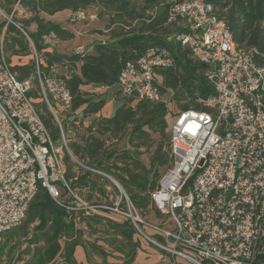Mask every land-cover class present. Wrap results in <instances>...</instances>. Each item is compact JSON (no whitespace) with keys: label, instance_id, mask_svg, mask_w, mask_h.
I'll return each instance as SVG.
<instances>
[{"label":"built area","instance_id":"built-area-1","mask_svg":"<svg viewBox=\"0 0 264 264\" xmlns=\"http://www.w3.org/2000/svg\"><path fill=\"white\" fill-rule=\"evenodd\" d=\"M87 16L82 9L74 12L72 20ZM167 23L174 28L168 39L188 48L206 66L214 94L198 99L201 108H172L173 93L162 92L157 73L175 65L166 46L148 49L120 74L117 86L124 96L161 101L168 109L172 161L151 193L155 216L143 214L110 174L87 167L73 155L52 107L55 103L69 108L72 103L66 81L56 69L42 74L34 51L41 95L60 129L57 140L30 96L34 78L20 80L0 57V244L4 234L24 220L43 187L60 205L67 189L76 202L67 209L75 214L99 213L129 221L136 236L164 257L192 264H264V65L256 61L255 49L235 42L224 20L205 0L171 6ZM44 43L56 48L60 40L47 35ZM86 50L78 46L74 52ZM56 141L61 144L56 146ZM65 151L85 169L109 178L117 192L106 202L82 199L66 177ZM74 222L79 224V217Z\"/></svg>","mask_w":264,"mask_h":264},{"label":"trees","instance_id":"trees-1","mask_svg":"<svg viewBox=\"0 0 264 264\" xmlns=\"http://www.w3.org/2000/svg\"><path fill=\"white\" fill-rule=\"evenodd\" d=\"M184 0H0V57L4 56L11 70L20 80L34 78L30 96L53 138L60 137V129L41 95L37 77L39 69L48 75L57 68L72 95L71 114L82 112L83 119L99 113L107 100L86 89L113 87L127 63L136 62L148 49L166 46L175 59V65L159 68L161 90L172 91V100L180 109L201 108L199 98L214 94V88L206 76V66L196 61L188 48L170 41L173 32L167 23L171 6ZM214 6L217 16L224 20L235 42L242 47L256 50V61L264 65V0H205ZM19 4L28 17L18 22L9 14H15ZM89 7L99 10L98 15H109L107 32L110 38L97 41L92 51L59 53L44 43V37L52 35L58 40H70L74 33L61 24L48 20L42 14L53 15L71 9L77 12ZM158 10L155 11V8ZM155 11V12H154ZM10 16L12 21H8ZM36 24L35 31L28 26ZM23 30L28 34L26 36ZM100 32V31H99ZM101 31L100 33H104ZM30 57L25 63H12L13 57ZM119 104L111 116L96 117L87 126L89 133L82 141L69 144L73 155L87 167L104 171L113 176L128 193L136 207L148 214L152 204L151 193L158 187L162 168L171 161L170 125L164 102L133 97L118 99ZM124 140L120 147L119 143ZM151 152L149 164L143 160ZM63 160L66 177L71 188L84 200L90 201L95 193L104 195L102 176L76 163L65 151ZM65 200L58 204L40 187L30 202L24 220L4 234L0 244V264L22 261L23 264H54L61 256L60 264H78L75 251L83 246L89 264L91 252L104 264L113 254H118L116 264H133L141 242L135 238V229L129 221H116L94 213L83 215L69 211L75 197L63 190ZM86 226L78 228L74 218ZM88 233L90 238L85 236ZM63 241V242H61ZM101 241L108 246L107 249ZM264 262V256L262 257ZM205 264H211L205 262Z\"/></svg>","mask_w":264,"mask_h":264},{"label":"rangeland","instance_id":"rangeland-1","mask_svg":"<svg viewBox=\"0 0 264 264\" xmlns=\"http://www.w3.org/2000/svg\"><path fill=\"white\" fill-rule=\"evenodd\" d=\"M85 11H86L88 16H89V14L94 13L97 15V17L95 19H90L87 16L85 19H80L78 21L88 23V22H92L94 20V27H95L94 29H96L97 31H100V32L103 29H105V30L107 29L109 15H104L103 17H100L98 15L99 10L95 7H89L87 9H85ZM9 15L11 17H13L18 22V20L23 18L24 13L18 11L15 14H9ZM1 21H3L2 14H0V22ZM66 50L68 52H70V51H72V48L70 49V47H69ZM29 59H30V57H24L23 59H20L19 57L15 56L12 58V63L17 64L20 62H27V61H29ZM55 69H56L57 73H63V71H61L60 69H57V68H55ZM89 89L91 92L98 94L101 97L106 98L107 103L114 102L118 105L120 103L118 99H122V98L126 97L120 92L117 85L113 86L111 89H104V88H100L97 90H95L94 88H89ZM126 98H128V97H126ZM52 107L57 111V115L63 123V127H64L66 134H67V137H69V130L78 129L79 126L83 125L84 120L86 121V124H89L90 122H92L96 118L95 115H90L89 117H86L83 119L82 112L78 111L76 114L73 115L70 113L69 108H63L59 104L53 103ZM171 107L174 109H179V107H176V104L174 103V101L172 102ZM49 109L51 110L50 107H49ZM113 110H114L113 107H111V109H110V107H107L105 110V113L111 112L110 113V116H111L114 113ZM167 119L169 122L168 116H167ZM169 135L171 137L170 131H169ZM60 144L61 143L59 141L55 142L56 146H59ZM150 158H151V152L145 153L143 155V160L146 164H149ZM165 170H166V168H162V173ZM149 213H151V209H150ZM151 216H155L153 211L151 213ZM156 216H157V218H160V215L157 214ZM157 218H156V220H157ZM135 238L140 240L141 249L138 252V253H140L139 256L136 257V260L133 264H192V263H190L184 259H181V258L172 257V256L164 257V255L161 253V251L158 248H156L155 246H153L152 244L144 241L143 239L138 238L136 235H135ZM100 243H102L107 249H109V246L104 241H101ZM77 257L79 259H83L84 256H83V254L78 253ZM91 258H92V264H104L102 259L100 257H98L97 255H95V253H93V252H91ZM118 258H119L118 254L111 255L108 258L107 264H116L118 261ZM85 261H86V264H89L87 258ZM60 263H61V256L54 262V264H60ZM11 264H23V262L19 261V260H17V261L13 260L11 262Z\"/></svg>","mask_w":264,"mask_h":264},{"label":"crops","instance_id":"crops-1","mask_svg":"<svg viewBox=\"0 0 264 264\" xmlns=\"http://www.w3.org/2000/svg\"><path fill=\"white\" fill-rule=\"evenodd\" d=\"M16 10L19 11V12L24 13V11H23V9L21 7L17 8ZM73 14H74V11L71 10V9H66V10L57 12V13H55L53 15H48V14H45V13L42 14L48 20H52L53 22L61 24L65 29L70 30L75 35V37L70 39V40L60 41V43L56 47V49L58 50L59 53L71 54V53H73L75 51V49L78 46H83L88 51H92L93 50V45H94L95 42L102 41V40H107V39H109L111 37L110 34L105 29H103V31H105L104 33H100L99 31L94 29L95 28L94 27V20L92 22H88V23H84V22H80V21H76V22L73 21L72 20ZM28 16H29L28 14L24 13L23 17H28ZM36 27H37L36 24L33 23L30 26H28V30L29 31H35ZM69 47H70V49L72 48V51H70V52H68L66 50ZM20 63H25V62H20ZM89 88H94L95 90L98 89V88L92 87V86L86 87V89L90 91ZM111 88L112 87H109L108 89H111ZM117 106L118 105L116 103H114V102L106 103L105 107L99 113L94 114V115H95V117L110 116L111 112L105 113L106 108L110 107V109H111V107H113L114 108L113 111L115 112V109H116ZM91 123L92 122H90L89 124H86V121L84 120L83 125L79 126L78 129L69 130L70 142L71 141H82V137L89 133V131H87V126H89ZM123 143H124V140L121 141V143H119V146L121 147L123 145ZM102 187L104 189V195H100L99 193H95L94 196H93V199H91V201L106 202L108 200L109 196L112 193L117 192L116 186L113 184V182L109 178H107L105 176H102ZM76 226L78 228L84 229L86 231V226L84 224L79 223ZM85 236L88 239L93 240V238L89 237L87 232L85 233ZM61 242H63V241H61ZM78 253L83 254V256H84L83 259H79L77 257ZM32 254H33V251L28 253L25 256V259L22 260V262L24 263L25 261L29 260ZM139 254L140 253H138L137 257L139 256ZM59 257L60 256H58L57 258H59ZM75 257H76V260H77L78 264H86L85 260H86L87 256H86V251H85L83 246H78L76 248Z\"/></svg>","mask_w":264,"mask_h":264}]
</instances>
